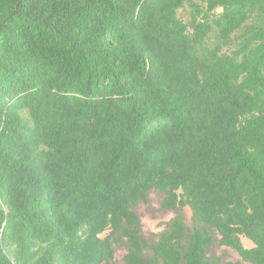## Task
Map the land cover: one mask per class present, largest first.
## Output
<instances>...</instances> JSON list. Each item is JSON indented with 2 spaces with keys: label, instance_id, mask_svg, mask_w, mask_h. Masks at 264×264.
<instances>
[{
  "label": "trees",
  "instance_id": "1",
  "mask_svg": "<svg viewBox=\"0 0 264 264\" xmlns=\"http://www.w3.org/2000/svg\"><path fill=\"white\" fill-rule=\"evenodd\" d=\"M215 242L264 264V0H0V264H220Z\"/></svg>",
  "mask_w": 264,
  "mask_h": 264
},
{
  "label": "rangeland",
  "instance_id": "2",
  "mask_svg": "<svg viewBox=\"0 0 264 264\" xmlns=\"http://www.w3.org/2000/svg\"><path fill=\"white\" fill-rule=\"evenodd\" d=\"M200 3V0H195ZM189 7L185 6L178 11V16L186 21L189 19ZM164 197V193L153 189L149 192L146 201L137 203L133 210L138 215L141 221L142 234L149 241H154L160 231L165 228L166 223L173 217V212L163 209L161 207V201ZM186 224L191 225V212L186 206L183 210ZM216 241V239H215ZM241 242L245 247L253 245L251 241L242 237ZM114 254L113 258L102 264H124L123 256L126 253V246L124 244H113ZM217 256L220 264H225L228 261L241 260L238 253L230 247L219 246L216 242L207 248V256ZM243 264H251L249 262H243Z\"/></svg>",
  "mask_w": 264,
  "mask_h": 264
}]
</instances>
